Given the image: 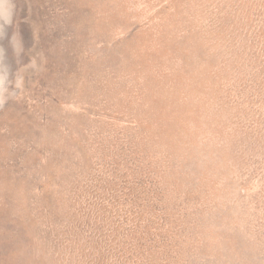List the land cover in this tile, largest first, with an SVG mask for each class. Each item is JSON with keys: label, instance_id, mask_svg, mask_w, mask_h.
I'll list each match as a JSON object with an SVG mask.
<instances>
[{"label": "rangeland", "instance_id": "374dc122", "mask_svg": "<svg viewBox=\"0 0 264 264\" xmlns=\"http://www.w3.org/2000/svg\"><path fill=\"white\" fill-rule=\"evenodd\" d=\"M0 17V264H264V0Z\"/></svg>", "mask_w": 264, "mask_h": 264}, {"label": "water", "instance_id": "95a60500", "mask_svg": "<svg viewBox=\"0 0 264 264\" xmlns=\"http://www.w3.org/2000/svg\"><path fill=\"white\" fill-rule=\"evenodd\" d=\"M11 13H12V11H11V9H9V11H8V19H10ZM3 20H4L3 17H0V25H1V33L0 34L1 35L6 32L5 24H4L6 22H4ZM0 62H1V67L3 68V72L2 73H3V78H4V84H3V89H4V87L6 85V81H7L9 63L4 60V49L1 46H0ZM1 105L2 104H0V108H1Z\"/></svg>", "mask_w": 264, "mask_h": 264}, {"label": "bare ground", "instance_id": "6f19581e", "mask_svg": "<svg viewBox=\"0 0 264 264\" xmlns=\"http://www.w3.org/2000/svg\"><path fill=\"white\" fill-rule=\"evenodd\" d=\"M2 69H1V63H0V86H3L4 84V78H3V73H2Z\"/></svg>", "mask_w": 264, "mask_h": 264}]
</instances>
